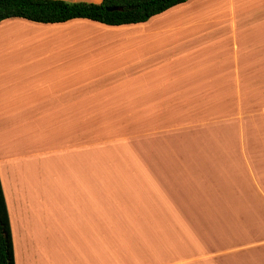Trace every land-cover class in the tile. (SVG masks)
Listing matches in <instances>:
<instances>
[{
  "label": "crops",
  "instance_id": "1",
  "mask_svg": "<svg viewBox=\"0 0 264 264\" xmlns=\"http://www.w3.org/2000/svg\"><path fill=\"white\" fill-rule=\"evenodd\" d=\"M0 183L15 264H264V0L0 21Z\"/></svg>",
  "mask_w": 264,
  "mask_h": 264
},
{
  "label": "trees",
  "instance_id": "2",
  "mask_svg": "<svg viewBox=\"0 0 264 264\" xmlns=\"http://www.w3.org/2000/svg\"><path fill=\"white\" fill-rule=\"evenodd\" d=\"M187 0H0V21L21 17L55 23L87 18L110 25L137 23ZM109 6L122 9L108 10ZM0 264H15L9 215L0 183Z\"/></svg>",
  "mask_w": 264,
  "mask_h": 264
},
{
  "label": "water",
  "instance_id": "3",
  "mask_svg": "<svg viewBox=\"0 0 264 264\" xmlns=\"http://www.w3.org/2000/svg\"><path fill=\"white\" fill-rule=\"evenodd\" d=\"M108 10H114V9H122V7L119 6H109L107 7Z\"/></svg>",
  "mask_w": 264,
  "mask_h": 264
}]
</instances>
